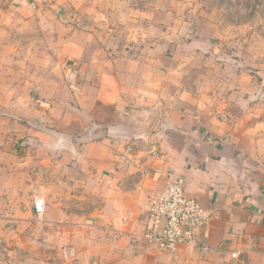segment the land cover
<instances>
[{
    "label": "crops",
    "instance_id": "crops-1",
    "mask_svg": "<svg viewBox=\"0 0 264 264\" xmlns=\"http://www.w3.org/2000/svg\"><path fill=\"white\" fill-rule=\"evenodd\" d=\"M159 8L158 0H0V53L16 52L1 44L6 29L62 38L65 19L73 23L64 73L61 59L41 60L47 47L37 44H28L29 60H0V238L37 245V264H227L233 253L264 264V169L245 156L248 146L163 125L177 114L166 107L176 99L175 54L142 41L160 36ZM165 13L174 22V10ZM98 35L105 39L95 47ZM150 117L159 121L144 131ZM217 125L207 126L225 135ZM175 178L212 211L205 248L168 252L142 239L148 195ZM35 198L45 202L40 218Z\"/></svg>",
    "mask_w": 264,
    "mask_h": 264
},
{
    "label": "rangeland",
    "instance_id": "rangeland-1",
    "mask_svg": "<svg viewBox=\"0 0 264 264\" xmlns=\"http://www.w3.org/2000/svg\"><path fill=\"white\" fill-rule=\"evenodd\" d=\"M161 13L159 37L144 36V46H153L159 52L173 48L176 59V99L165 102L166 107L177 110V114L162 118L169 131L200 130L208 139L244 142L248 148L243 152L254 157L255 169H264L258 159L264 157V0H158ZM174 10L175 19L166 15ZM175 29L172 37H164L167 29ZM4 46L16 48L15 53H0V60H29L28 44L47 47L41 60L58 62V73H64V66L72 61L73 23L65 19L62 38L51 29L45 33L23 34L19 30L6 29ZM171 35V34H170ZM96 47L102 44L100 35L94 36ZM93 37V38H94ZM80 41H88V36H80ZM141 39V38H139ZM2 40V38H1ZM158 40V42L156 41ZM63 41L62 45H60ZM135 39L127 41V48ZM18 44V46L12 45ZM44 46V47H43ZM80 56L84 49L79 47ZM85 55V54H84ZM39 53L35 54L38 59ZM62 56V58H60ZM25 69H7V73ZM38 71L33 69L32 72ZM53 77V76H52ZM9 81L5 78V84ZM17 82H23L20 79ZM184 98V99H183ZM185 113H180L182 111ZM161 120V118H160ZM147 126L158 123L159 118H147ZM224 122L225 135L212 134L207 125L218 126ZM219 127V126H218ZM205 129V130H204ZM154 131V129H150ZM168 131V130H167ZM205 131V132H204ZM24 138L17 137L16 141ZM249 144V145H248ZM253 147V148H252ZM256 152V155H255ZM253 163V162H252ZM28 199L20 197L21 210ZM35 219V218H34ZM37 223L39 219L36 218ZM21 232V231H17ZM24 244H8L0 238V264H24L20 256L31 254L30 264H37L38 246L31 248ZM29 250V251H28ZM227 264H246L244 257L234 258ZM226 264V263H225Z\"/></svg>",
    "mask_w": 264,
    "mask_h": 264
},
{
    "label": "built area",
    "instance_id": "built-area-1",
    "mask_svg": "<svg viewBox=\"0 0 264 264\" xmlns=\"http://www.w3.org/2000/svg\"><path fill=\"white\" fill-rule=\"evenodd\" d=\"M34 210L40 218L45 211L42 198L34 199ZM211 216V210L186 194L181 179H169L164 188L147 197L142 239L148 245L168 252L174 251L179 244L205 248L207 244L201 232L208 227ZM232 257L238 258L239 253H233Z\"/></svg>",
    "mask_w": 264,
    "mask_h": 264
}]
</instances>
